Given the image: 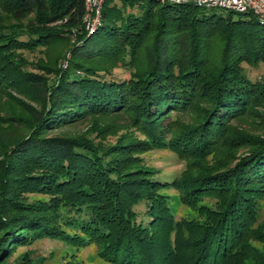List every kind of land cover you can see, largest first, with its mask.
I'll use <instances>...</instances> for the list:
<instances>
[{
  "label": "trees",
  "instance_id": "16d2710c",
  "mask_svg": "<svg viewBox=\"0 0 264 264\" xmlns=\"http://www.w3.org/2000/svg\"><path fill=\"white\" fill-rule=\"evenodd\" d=\"M104 1L88 35L84 0H0V89L19 76L42 90L43 107L0 161V248L27 245L34 234L67 247L89 245L107 264H264L248 245L264 199V115L256 135L229 127L258 117L254 109L264 106V81L253 84L242 71L245 63L264 62V23L192 4ZM31 16L33 27L13 25ZM59 21L75 31L72 45L65 39L66 68L64 54L50 80L25 72L15 52L61 40V27L47 26ZM119 65L137 70L131 81L112 79ZM111 110H127L146 147L169 148L187 169L162 184L152 170L115 161L84 141L47 137L55 125ZM177 112L194 113L191 126L171 122ZM239 148L243 156L233 159ZM128 151L121 154L133 156ZM26 185L58 194L64 210L48 216L11 199L12 189ZM169 188L195 219L176 220L161 193ZM211 199L220 205L203 204ZM140 204L146 223L138 222Z\"/></svg>",
  "mask_w": 264,
  "mask_h": 264
},
{
  "label": "rangeland",
  "instance_id": "374dc122",
  "mask_svg": "<svg viewBox=\"0 0 264 264\" xmlns=\"http://www.w3.org/2000/svg\"><path fill=\"white\" fill-rule=\"evenodd\" d=\"M35 16L19 24V26H32L35 23ZM82 24V23H81ZM64 22L48 24V28L61 27V40L52 43L50 41L48 48L35 47L33 50L20 49L15 52L16 58L21 61L23 70L32 74H40L45 79L52 78V72L58 66V61L65 54L64 60L60 61V68H66L67 60L70 58L67 52V45H65L66 38L70 45L75 42L72 33L74 30H68L63 27ZM83 26V25H82ZM19 28L18 31H20ZM71 31V34H70ZM60 33V32H59ZM243 74L253 84L264 81V62H259L257 65L243 64ZM112 79L116 81H131L137 70H131L130 67L120 66L113 69ZM19 76L14 77L12 81L8 82L6 88L0 89V161L5 160L10 147L16 141L24 139L27 135V126L32 122L33 114L40 112L42 107V96L40 88H31L29 85L18 82ZM117 111V110H115ZM127 110L110 113L102 117L84 118L83 120L68 123L66 121L60 127L55 125L51 131L47 132V137H58L59 139L72 138L76 141H84L90 147L97 148L107 152L115 159V161L128 160L134 167H141L145 170H152V177L160 183H170L178 179L180 175L187 169L186 162L180 157H177L169 148L157 149V147H146V139L138 128H134L131 116L126 113ZM254 111L258 117L251 115L253 118H243L241 121L234 120L229 127L245 133L246 135H256L260 132L262 125L260 124L262 115H264V106L256 108ZM194 113L177 112L170 114V121L184 124V126H191L194 121ZM16 140V141H15ZM241 145V141L238 142ZM128 148V153H133V156L127 157L126 152L122 149ZM122 148V149H121ZM244 149H238L233 156V159L242 157ZM123 155V156H122ZM5 156V158H4ZM212 157H208V161ZM232 159V156L229 160ZM210 163V162H209ZM221 168H225L226 164H217ZM231 164H228L230 166ZM30 174L33 172L32 167H28ZM164 196L170 197V206L175 214L176 220L181 217L187 219H195L196 213L191 209H187L178 201V195L172 189H166L161 192ZM11 194V195H10ZM11 199L19 201L23 205H28L39 211H45L44 214L50 216L54 214L55 209L61 207V199L58 194H50L46 187L26 185L12 189L10 193ZM1 199V198H0ZM221 203V202H220ZM218 204L215 199L209 202H203L208 206H216ZM218 204V205H217ZM258 214L254 224L255 237L249 240L248 245L254 250L256 257L264 259V199L258 201ZM144 205L140 204L135 209L139 214L138 222L146 223L143 216ZM204 224L206 219H199ZM32 237L35 235L32 234ZM30 236V237H31ZM27 245L16 244L7 252L0 248V264H107L97 257L96 250L93 247L85 246L84 248L67 247L59 240H52L42 238H30ZM245 264H257L252 259L245 262Z\"/></svg>",
  "mask_w": 264,
  "mask_h": 264
},
{
  "label": "built area",
  "instance_id": "2783aa9c",
  "mask_svg": "<svg viewBox=\"0 0 264 264\" xmlns=\"http://www.w3.org/2000/svg\"><path fill=\"white\" fill-rule=\"evenodd\" d=\"M170 4H192L197 9L207 11L219 10L236 14L250 13L253 17L264 23V0H156ZM104 0H84L85 14L82 20L83 30L92 34L100 24L101 11Z\"/></svg>",
  "mask_w": 264,
  "mask_h": 264
}]
</instances>
